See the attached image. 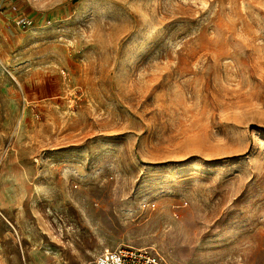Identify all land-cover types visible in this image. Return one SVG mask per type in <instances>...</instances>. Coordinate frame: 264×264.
<instances>
[{
    "label": "rangeland",
    "instance_id": "374dc122",
    "mask_svg": "<svg viewBox=\"0 0 264 264\" xmlns=\"http://www.w3.org/2000/svg\"><path fill=\"white\" fill-rule=\"evenodd\" d=\"M264 264V0H0V264Z\"/></svg>",
    "mask_w": 264,
    "mask_h": 264
},
{
    "label": "built area",
    "instance_id": "2783aa9c",
    "mask_svg": "<svg viewBox=\"0 0 264 264\" xmlns=\"http://www.w3.org/2000/svg\"><path fill=\"white\" fill-rule=\"evenodd\" d=\"M94 264H168V262L153 248L121 244L102 250Z\"/></svg>",
    "mask_w": 264,
    "mask_h": 264
}]
</instances>
